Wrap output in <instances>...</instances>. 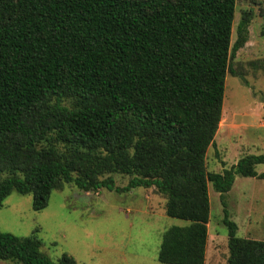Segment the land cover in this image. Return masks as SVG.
<instances>
[{"label":"trees","instance_id":"trees-1","mask_svg":"<svg viewBox=\"0 0 264 264\" xmlns=\"http://www.w3.org/2000/svg\"><path fill=\"white\" fill-rule=\"evenodd\" d=\"M237 0H0V207L13 192L45 209L54 190L155 187L167 229L158 260L205 264L211 203L220 193L229 264H264V240L238 236L226 193L237 175L264 179V154L209 172L231 62L247 41ZM113 174L131 176L125 187ZM35 235L0 230V259L57 260Z\"/></svg>","mask_w":264,"mask_h":264},{"label":"rangeland","instance_id":"rangeland-1","mask_svg":"<svg viewBox=\"0 0 264 264\" xmlns=\"http://www.w3.org/2000/svg\"><path fill=\"white\" fill-rule=\"evenodd\" d=\"M245 11H251L247 41L226 80L216 146L207 151L209 172H223L248 154H264V0H237L232 43ZM264 172V164L257 166ZM125 187L131 176L113 174ZM211 203L205 264H229L228 228L220 193L209 182ZM167 199L155 187L117 192H85L67 184L54 190L45 209L33 208V196L11 193L0 207V230L17 236L35 234L42 250L57 260L64 253L78 264H163L158 252L164 232L188 221L166 214ZM230 219L238 236L264 240V179L236 176L226 193ZM0 264H18L0 259Z\"/></svg>","mask_w":264,"mask_h":264},{"label":"crops","instance_id":"crops-1","mask_svg":"<svg viewBox=\"0 0 264 264\" xmlns=\"http://www.w3.org/2000/svg\"><path fill=\"white\" fill-rule=\"evenodd\" d=\"M259 173H261V172H259Z\"/></svg>","mask_w":264,"mask_h":264}]
</instances>
